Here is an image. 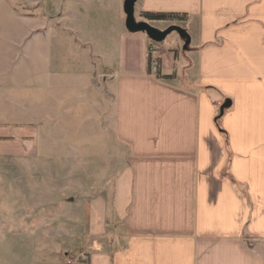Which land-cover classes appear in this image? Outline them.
Listing matches in <instances>:
<instances>
[{"label": "crops", "instance_id": "crops-1", "mask_svg": "<svg viewBox=\"0 0 264 264\" xmlns=\"http://www.w3.org/2000/svg\"><path fill=\"white\" fill-rule=\"evenodd\" d=\"M134 14L190 37L156 45L159 76L149 38L120 21L87 70L18 112L0 104V221L59 203L87 264H264V0H137Z\"/></svg>", "mask_w": 264, "mask_h": 264}, {"label": "rangeland", "instance_id": "rangeland-1", "mask_svg": "<svg viewBox=\"0 0 264 264\" xmlns=\"http://www.w3.org/2000/svg\"><path fill=\"white\" fill-rule=\"evenodd\" d=\"M107 1L0 0V104L3 111L16 109L18 112L23 101L41 98V84L47 80L51 84L64 83L69 77L72 79L77 70H87L95 47L108 51L111 45L108 36L116 35L120 21L125 28V14L123 9L119 13L113 11ZM173 37H177L176 32H171L164 40ZM152 45L157 49L151 42L148 48ZM158 65L157 56V70ZM14 86L16 89H11ZM10 94L16 100L11 99ZM10 102L18 104V109ZM81 159L82 167H86L83 163L87 164L88 155H82ZM82 177L88 180L87 171H82ZM101 177L100 173L98 179L103 181ZM83 190L87 188H81V197ZM65 191L67 195L69 190ZM58 193V188L50 187L49 200H58ZM59 207L56 202L34 204L32 213L20 214L33 217L25 218L26 221L11 220L6 214L0 221V264H87V237L83 234L75 246H69L71 243L60 228L64 220ZM26 208L28 211V206ZM84 213L82 207V217ZM81 224L85 228L84 220Z\"/></svg>", "mask_w": 264, "mask_h": 264}, {"label": "water", "instance_id": "water-1", "mask_svg": "<svg viewBox=\"0 0 264 264\" xmlns=\"http://www.w3.org/2000/svg\"><path fill=\"white\" fill-rule=\"evenodd\" d=\"M137 0H124L123 11L125 14L124 25L128 32L136 33L143 32L145 35L154 42H162L168 34L176 32L178 36L183 40V49L187 48L190 37L188 33L182 27L171 24L164 29H158L145 20H136L134 14V4ZM230 105V100L226 99L219 108L220 114L224 109Z\"/></svg>", "mask_w": 264, "mask_h": 264}, {"label": "trees", "instance_id": "trees-1", "mask_svg": "<svg viewBox=\"0 0 264 264\" xmlns=\"http://www.w3.org/2000/svg\"><path fill=\"white\" fill-rule=\"evenodd\" d=\"M140 16L146 20H149V21H166V20H176V19H180V16L182 15H179L177 13H165V12H141L140 13ZM149 41L151 43H154L156 45L160 44L158 42H154L152 40L149 39ZM157 76H159V71H157L155 73Z\"/></svg>", "mask_w": 264, "mask_h": 264}, {"label": "built area", "instance_id": "built-area-1", "mask_svg": "<svg viewBox=\"0 0 264 264\" xmlns=\"http://www.w3.org/2000/svg\"><path fill=\"white\" fill-rule=\"evenodd\" d=\"M149 52V59H150V71L152 73L157 72V49L155 48V45H152L148 48Z\"/></svg>", "mask_w": 264, "mask_h": 264}]
</instances>
